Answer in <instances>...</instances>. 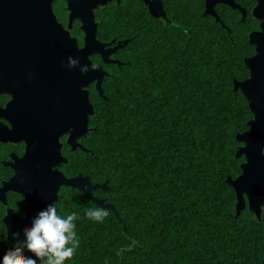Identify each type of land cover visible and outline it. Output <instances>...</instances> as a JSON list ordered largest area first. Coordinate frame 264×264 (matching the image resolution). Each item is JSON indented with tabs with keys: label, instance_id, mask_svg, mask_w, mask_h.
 Masks as SVG:
<instances>
[{
	"label": "trees",
	"instance_id": "obj_1",
	"mask_svg": "<svg viewBox=\"0 0 264 264\" xmlns=\"http://www.w3.org/2000/svg\"><path fill=\"white\" fill-rule=\"evenodd\" d=\"M188 29L161 35L127 15L102 20L104 41L135 37L120 52L123 65L106 67L103 96L91 88L94 131L79 170L106 184L95 194L126 230L109 209L103 223L87 219L95 204L67 192L62 215L79 214L80 248L66 264L261 263L264 215L258 221L246 208L237 216L226 182L241 174L236 137L253 118L234 90L249 77L248 49L216 27Z\"/></svg>",
	"mask_w": 264,
	"mask_h": 264
},
{
	"label": "flooded vegetation",
	"instance_id": "obj_2",
	"mask_svg": "<svg viewBox=\"0 0 264 264\" xmlns=\"http://www.w3.org/2000/svg\"><path fill=\"white\" fill-rule=\"evenodd\" d=\"M80 1L85 3L0 0V252L8 249L12 236L26 229L29 218L47 203L55 201L62 215L67 192L85 198L83 191L61 186L55 199L48 186L53 171L58 181L61 176L88 177L79 170V163L83 164L84 154L89 152L86 137L76 138L75 151L69 145V139L75 137L74 122L80 120V87L74 82L68 85L62 57L69 54L63 50L69 37L83 48L82 22L91 12L98 40L110 44L106 49L116 47L118 42L128 41L129 45L135 37L131 33V37L120 39L101 38L102 20L114 15H127L146 30L155 26L161 35L181 26L186 34V28L198 25L216 27L244 38L248 49L244 59L255 55L250 35L262 30V20L254 14L258 0H112L97 8L89 0ZM125 48L110 56L120 62V67V52ZM91 58L99 59L94 65H102L105 70L117 66L103 65L100 56ZM74 155L76 166L71 158ZM97 190H93V197L105 200L95 194ZM263 215L264 208L261 220Z\"/></svg>",
	"mask_w": 264,
	"mask_h": 264
},
{
	"label": "water",
	"instance_id": "obj_3",
	"mask_svg": "<svg viewBox=\"0 0 264 264\" xmlns=\"http://www.w3.org/2000/svg\"><path fill=\"white\" fill-rule=\"evenodd\" d=\"M39 3L41 0H36ZM48 3L53 0H46ZM112 0H89L92 7L97 8L98 4L105 5ZM69 3H76L79 6L85 2L79 0H68ZM254 14L262 20L261 32L250 35V44L255 47V55L244 59V64L249 72V77L243 81H234V90L240 91L247 102L250 113L253 118L248 122L249 131L237 135L236 140L243 145L236 153V158L243 157L244 163L241 164V174L232 179L228 177L226 182L233 189L236 197L235 211L237 216L242 211L248 208L258 221H261L263 208L260 205L264 204V156L261 155V150L264 149V0H258V6L255 8ZM82 31L84 33V46L79 49L74 39L65 40L63 50L68 51V56H63L65 62V78L69 82H74L80 87V120L74 122L75 137L69 139V145L72 150L77 148L76 138L80 136L86 137L93 132L89 128L90 118L95 115L94 105L90 99V88L95 87V91L99 96H103V83L108 77V72L102 65H97L95 69H91L93 65V56H100L103 65L116 64L120 67V62L112 61L110 56L120 49L128 45V41L118 42L117 46L111 49H106L110 44L101 43L97 38V24L94 21L93 13L91 12L82 22ZM76 58L79 63L72 68L68 67V58ZM84 65L89 66V70L81 73L80 68ZM70 86V85H69ZM83 87V91H82ZM55 160V156H50ZM56 171L51 173L49 186L53 190L54 198L56 199L57 192L61 186H66L71 189H77L84 192L85 199L96 205H101L104 209L111 210L119 222L123 226V231L126 230L125 223L119 218V215L112 204L105 203L103 199H96L92 192L96 189L107 190L106 184L93 185L90 178L76 177L66 179L61 176L59 181L55 177ZM87 188L85 191L84 189ZM264 264V259L262 261Z\"/></svg>",
	"mask_w": 264,
	"mask_h": 264
},
{
	"label": "clouds",
	"instance_id": "obj_4",
	"mask_svg": "<svg viewBox=\"0 0 264 264\" xmlns=\"http://www.w3.org/2000/svg\"><path fill=\"white\" fill-rule=\"evenodd\" d=\"M78 63V59L68 58L69 68ZM95 67L94 64L90 65L92 70ZM88 70V65L80 68L81 73ZM261 155L264 156V149L261 150ZM260 207L264 208V204ZM84 215L89 220L103 223L109 212L101 205H96L88 208ZM79 219L77 212L61 215L55 201L47 203L29 218L26 229L12 236L8 249L0 252V264H66L80 248V238L76 230V221ZM0 243H3L2 233Z\"/></svg>",
	"mask_w": 264,
	"mask_h": 264
}]
</instances>
